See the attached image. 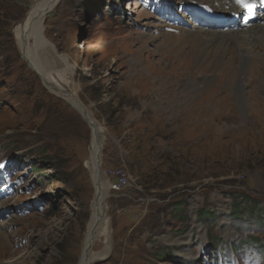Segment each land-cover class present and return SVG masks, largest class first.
Wrapping results in <instances>:
<instances>
[{
    "label": "rangeland",
    "instance_id": "1",
    "mask_svg": "<svg viewBox=\"0 0 264 264\" xmlns=\"http://www.w3.org/2000/svg\"><path fill=\"white\" fill-rule=\"evenodd\" d=\"M43 1L0 0V264H80L98 182L92 126L66 94L102 130L100 179L130 182L108 189L110 254L93 264H264L263 90L245 87L243 122L219 78L176 103L174 84L211 61L161 58L160 32L204 26L183 0H60L42 24L48 60L70 66L57 94L17 38Z\"/></svg>",
    "mask_w": 264,
    "mask_h": 264
},
{
    "label": "bare ground",
    "instance_id": "2",
    "mask_svg": "<svg viewBox=\"0 0 264 264\" xmlns=\"http://www.w3.org/2000/svg\"><path fill=\"white\" fill-rule=\"evenodd\" d=\"M59 1L44 0L34 7L30 11L24 25L18 27L17 38L23 49L24 46H26V50L28 47L27 57L32 61V64H35L38 72L47 80V84L51 89H56L57 94L64 95L62 93L63 89L53 76L56 68L54 67L55 64L50 61L48 43L45 42L42 27L44 14L54 9ZM183 1L191 7L190 9L193 12L197 13V23L204 26L196 28V25H192L191 23L189 27L167 26L170 28L164 32H160L157 37V40L163 38L159 49L165 50V52L161 54V58L167 61L178 60L179 68L186 70L188 69L187 67L190 68L192 64L194 65L197 61H203L207 57H210L211 61L207 64L205 63L206 69H203V66L197 67L198 71L204 73V78H198L196 82L191 79V74L188 71L184 72L180 78V80L184 79L185 81L173 83L175 88L181 89L175 93L179 97V102H175L178 105H184L186 100L203 93L207 87L215 84L219 78L221 82L218 86L222 88L227 86V94L234 101L235 107L239 111L240 120L243 122L246 118L245 87L252 85L253 92H250V94L253 96V99H256L255 97H257L261 90L264 92V0H246L247 3L254 5L251 11L244 8L242 4L237 3V0ZM236 18L239 20L237 23L234 22ZM168 35H171V37ZM31 39L35 42V45L33 44L34 47L31 44ZM184 44H187L190 49L187 50L178 46L183 45L184 47ZM191 52L194 53L192 55L194 61L189 63L187 57H189ZM63 62L65 70L62 69L56 72L69 85L68 78L66 77L69 75L70 66L66 60ZM217 67H221L220 70ZM208 70L210 71L208 72ZM255 72H258V74ZM245 74L249 75L248 79H245ZM66 95L67 101L81 112L83 116L86 115L89 124L92 126V156L89 165L95 170L96 182H98L96 173L102 159V143L104 139L102 130L92 120L87 112V108L78 102L75 98L76 96L72 94ZM191 106L186 104L185 108H190ZM210 119L213 118L210 116ZM214 125L219 127L217 122ZM218 129V133H221L220 128ZM97 186V199L93 205V218L84 242L80 264H93L98 257L100 258L99 260L105 259L110 254V222L106 217L104 201L110 186L102 181V178L99 179ZM100 235L106 237L108 245L102 252L95 254L92 248ZM3 236L0 230V246H3Z\"/></svg>",
    "mask_w": 264,
    "mask_h": 264
},
{
    "label": "built area",
    "instance_id": "3",
    "mask_svg": "<svg viewBox=\"0 0 264 264\" xmlns=\"http://www.w3.org/2000/svg\"><path fill=\"white\" fill-rule=\"evenodd\" d=\"M108 179L110 180V190L114 193H121L130 186L129 177L123 171H111Z\"/></svg>",
    "mask_w": 264,
    "mask_h": 264
},
{
    "label": "snow or ice",
    "instance_id": "4",
    "mask_svg": "<svg viewBox=\"0 0 264 264\" xmlns=\"http://www.w3.org/2000/svg\"><path fill=\"white\" fill-rule=\"evenodd\" d=\"M237 3L242 4L243 7L248 9L249 11H251L254 7V5L247 3L246 0H237ZM0 167H3V165H0Z\"/></svg>",
    "mask_w": 264,
    "mask_h": 264
},
{
    "label": "trees",
    "instance_id": "5",
    "mask_svg": "<svg viewBox=\"0 0 264 264\" xmlns=\"http://www.w3.org/2000/svg\"><path fill=\"white\" fill-rule=\"evenodd\" d=\"M251 210H252V214L255 213V211H257L256 205H254L253 207H251Z\"/></svg>",
    "mask_w": 264,
    "mask_h": 264
},
{
    "label": "water",
    "instance_id": "6",
    "mask_svg": "<svg viewBox=\"0 0 264 264\" xmlns=\"http://www.w3.org/2000/svg\"><path fill=\"white\" fill-rule=\"evenodd\" d=\"M100 175H101V174L98 172V176H97V178H98V182H99V179H100Z\"/></svg>",
    "mask_w": 264,
    "mask_h": 264
}]
</instances>
